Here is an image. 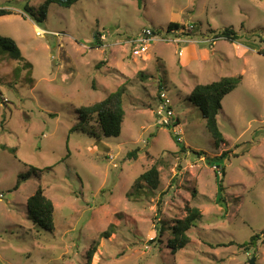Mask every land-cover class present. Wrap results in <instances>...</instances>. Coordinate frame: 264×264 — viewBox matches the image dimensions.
<instances>
[{"label":"rangeland","instance_id":"1","mask_svg":"<svg viewBox=\"0 0 264 264\" xmlns=\"http://www.w3.org/2000/svg\"><path fill=\"white\" fill-rule=\"evenodd\" d=\"M42 1L0 0L13 11L0 16V35L22 53L0 49V264H83L94 241L92 264H264V234L250 243L264 230V0H80L50 4L39 26L23 8ZM170 22L181 28L168 33ZM194 22L198 30L181 33ZM227 26L236 41L214 37ZM147 28L160 32L137 54ZM237 75L217 115L225 142L215 146L185 97ZM123 84L119 136L71 130L80 106ZM163 91L176 117L167 125L156 113ZM152 165L158 188L135 192ZM39 185L55 208L52 231L28 217ZM186 206L202 216L172 253L170 226Z\"/></svg>","mask_w":264,"mask_h":264},{"label":"trees","instance_id":"2","mask_svg":"<svg viewBox=\"0 0 264 264\" xmlns=\"http://www.w3.org/2000/svg\"><path fill=\"white\" fill-rule=\"evenodd\" d=\"M78 1L80 0H43L38 7L26 4L23 11L25 16L29 17L40 26L46 19L47 9L50 4H57L69 8ZM9 14H13L12 9L0 7V16ZM198 25L199 23L194 22L192 23V31L183 30L181 33L190 36L193 31L198 30ZM180 28L178 23L170 22L167 25V32H175ZM151 30L154 35L160 32L157 29ZM214 37L236 41L238 39V33L233 26H227L219 30ZM0 49L8 52L12 59L19 60L22 58L21 50L12 37L0 35ZM259 53L264 54V50H259ZM242 79V75L224 76L210 83L198 84L185 97V100L190 101L201 110L203 118L205 119L206 130L215 146H219L221 143L225 142L224 135L220 130L217 119V115L221 110V101L225 95L238 87ZM124 90L125 86L123 84L115 91L109 93L104 99L90 105L80 106L77 110V117L71 130L74 132H81L96 141L101 140L103 137L119 136L122 132V123L125 114L122 102ZM172 119H176V117L173 116ZM173 138L178 144L179 140L177 136L173 135ZM1 148L7 149L12 153L16 152L15 147H8L5 144H2ZM135 154V151L128 153V155L132 156H135ZM224 155L225 154H223L222 157H224ZM222 175H225V167L221 166L216 172V176H218L217 182L219 183L216 193V203L221 206V202L225 200L223 196L224 187L220 178ZM24 178V176H18L15 188L20 186ZM159 182V170L157 165H152L149 169L135 178L133 188L135 192L142 191L145 187L147 190H155L158 188ZM54 211L55 208L52 200L45 195L44 188L39 185L34 194L27 199V213L29 219L38 228L52 231L54 229ZM201 216L202 213L198 207L186 206V215L176 220V222L170 226V236L167 238L166 246L170 248L172 253H176L188 244L190 241L188 230L195 225L196 221ZM103 234L107 236L108 232H104ZM262 234H264V230H262L260 234L252 236L250 243L252 244L256 239L261 237L260 235ZM243 245H247V243ZM96 247L97 241H94L86 251L83 264H92V258L96 251Z\"/></svg>","mask_w":264,"mask_h":264},{"label":"built area","instance_id":"3","mask_svg":"<svg viewBox=\"0 0 264 264\" xmlns=\"http://www.w3.org/2000/svg\"><path fill=\"white\" fill-rule=\"evenodd\" d=\"M155 36L152 33V30L147 28L145 30H143V34L141 37L138 38V41L135 42V50L134 52L139 54L142 51L145 50L146 45L148 44V42H150V40L152 39V37ZM161 104L159 105L156 113L158 116V123L161 125H167L170 123L173 115V111L170 107V99L167 97V95L165 94V92H161Z\"/></svg>","mask_w":264,"mask_h":264}]
</instances>
